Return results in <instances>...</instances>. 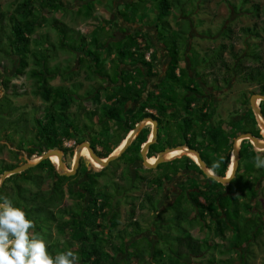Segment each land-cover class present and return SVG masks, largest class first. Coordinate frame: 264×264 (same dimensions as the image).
<instances>
[{
  "label": "trees",
  "instance_id": "1",
  "mask_svg": "<svg viewBox=\"0 0 264 264\" xmlns=\"http://www.w3.org/2000/svg\"><path fill=\"white\" fill-rule=\"evenodd\" d=\"M14 1L15 7L11 16L8 11H2L0 7V54L5 59L11 61V63H15V75L17 78L25 76L28 80L33 82L35 94L38 95L46 105L45 114L43 116H33V129L30 131V134H32L31 140L27 141L26 147L32 155L38 154L42 156L50 150H63V142L66 140L76 139L78 141V132L73 126L62 120L61 116L59 119V116H57L58 114L54 111L56 103L60 104L59 108H61V111L64 113H70L74 116L87 113L93 123V118L98 113H94L84 105H80L79 108L81 109H78L76 100L79 98L83 104L90 102L89 100L93 99L92 95L94 92L85 94L84 96H80L77 92V96H71L73 92L70 90L74 89L78 91V89L83 88V83H74L75 80L81 78L82 72L85 73L84 80L90 82L91 86L96 85L98 79L104 78L110 80L112 84L116 83L118 79L145 80L147 77L161 78V73H159L157 69L158 53L153 43L140 32L127 34L124 39L115 42L112 41L113 44L110 45L99 44L96 38L92 39L94 42L91 40L90 44H88L89 38L92 35L99 34L100 31H107V27L102 26V22H108L104 17H101V20L100 18L96 20V22H99V30H97V26L95 25L96 30L93 31V34H90L91 36L84 35L55 16L59 13L64 15L63 10L72 5L69 0ZM74 1L75 3H81V1L88 2L93 0ZM112 1L114 6L112 5L111 10H114L116 0ZM130 1L132 2L126 4L128 8L127 11L129 9L132 10V14H134L136 20L141 22L146 20L145 22H147V16L144 13H142L143 15H137L138 11L136 10L140 7L142 9L148 8L150 4L149 1ZM185 1L186 0L158 1L157 17L153 27L158 30V36L156 37L157 42L164 46L170 59L169 64H167L168 68L162 80L160 79L159 85L153 88L145 86L141 91L135 90V87L123 89L112 88L108 91L105 90L104 95L107 96V99L103 104H101L102 100L99 97L92 103L98 104V107L101 105V108H104L106 116L102 115L103 121L105 120V122H107L110 119L119 122L122 120V110L125 104L128 103V107H126L132 110L133 106L131 102H136L140 94L144 93L146 97L142 109L146 112L143 116L138 117L137 120L143 121L146 118H152L158 121L159 132L158 142L156 144L162 139L167 142L165 134L163 135L164 138L160 136V128L162 126L166 128L171 124V121H182V125L185 126L182 132V137L186 142L185 145L199 151L200 147L198 148L196 146V140L198 136L204 137L206 143L209 144L208 147H213L212 151L215 157L211 158V156L205 154L203 150L204 156L201 154L202 160L206 163L208 169L212 170L217 176L225 177L227 172L229 173L230 171V165L232 163L231 155L235 139L241 134L251 133L262 142L264 130L262 135L259 123L250 107V100L242 104L243 109L239 115L238 112H232V116L225 120L217 117V109L210 105L211 100L214 104H216V101L210 98V92H206L203 85L204 82L201 81V71L196 72L198 69L200 70L199 67H201L202 64H204L202 68H206L210 63H213V60L218 61L221 59L223 53H225L229 47L221 45L220 49L213 52L215 57L206 54L200 56L199 54V59L201 61L196 60V62H192L190 59L188 68L186 66L183 68L182 63L185 61L186 51L184 54L181 53V48H179L176 42L168 44L169 41H171V36L161 34V30H173L171 22L165 19L171 16V11L174 7L179 9L182 8L186 4ZM247 1L248 0H243V5H245ZM94 2L97 4L98 1ZM253 11V13L258 12V8L254 7ZM47 13L52 16L46 17ZM193 13H195V11ZM119 14L123 16L122 13ZM255 15L256 17L259 16L258 14ZM188 18L189 15L187 16L186 13V15H182L180 19L186 20ZM51 20H53V25L49 26L53 27V29L59 30L63 25L67 28V34L70 32L79 34L81 44L79 47H73V49L76 50L70 52L73 56V60L77 63L75 67L70 65L72 61L68 62V66L65 67L67 70L64 71L62 67L57 64L50 65L53 57L55 58V55L52 56V54L54 52H60L55 46L53 53L50 54V52H48L46 56L44 55L40 58L34 56L32 60L31 54L36 48L34 46L38 45L36 42L39 39L41 40L45 34L49 41L51 39L50 34L45 33V31L42 32ZM125 21L131 24L136 22L133 21V19H126ZM261 30L264 32V26ZM210 32V30L206 31V34H210ZM232 32V29L227 27L224 28L223 35L225 38H231ZM241 32L243 33L242 40L245 41L249 49L238 56L233 53L234 48L231 46L232 55L233 58L236 59V62L234 69H231L227 62L221 61V69H223V72L226 74L225 81L228 80L231 72L233 73L234 81L238 79L244 83L257 85V90L253 92V95H264V58L262 57V53L258 51L257 45L250 47V42L252 40L261 38L260 29L258 24H255L252 27L242 29ZM64 38H66L65 35ZM148 55H150L149 59H147ZM110 57L113 58L112 62L114 66L110 67L111 71H115V78L111 77L112 74L107 67V63L111 61ZM251 61L256 63V65H247V63ZM126 67H131L132 69L127 70L125 69ZM4 77L3 74L0 76V85L4 86L6 89L3 98L8 96L9 93H11V96L14 98L22 97L26 94L19 85L12 84L8 76L6 78ZM56 78H61L64 83H69L70 85L52 88L50 83ZM184 78H189L191 81L186 83V81H183ZM210 88L212 87H208L207 89L209 90ZM200 91H203V93ZM100 95H102V93ZM120 99L121 101L118 104L117 100ZM259 101L260 100H258V103ZM73 107L77 108V113H72ZM260 107L264 116V102H261ZM18 109L20 110V108ZM148 110L154 111L155 113L148 112ZM26 115L28 114L25 112L18 117L20 118L19 122L15 121L17 127H20L23 123L26 124V128L28 129L30 120L29 115L25 117ZM4 116L14 117L12 113L9 115L3 114V117ZM129 122L130 123H127L124 128L119 125L120 133L125 132L126 135L116 143L117 145L114 146V148L107 151V154L102 157L103 159L108 158L113 152L125 145L129 132L134 128L133 122L131 120H129ZM86 130V132H90V134L93 132L90 127H86ZM87 133L83 136L85 141L88 137ZM107 133L110 134L108 131ZM149 137L150 130L147 131L145 129L125 153L131 149L132 153H136L137 151L139 154L142 146L148 142ZM28 142L30 143L28 144ZM154 145L150 147L148 152V161L152 164L153 158H157L158 156L151 155ZM169 148L172 147L169 146ZM202 149L203 147L201 150ZM255 149L256 148L249 140H244L241 143L239 168L235 179L229 186H224L210 178H205L203 172L196 163L197 161L190 156L163 163L162 165L165 164L174 167L175 172H169L168 176L162 178L156 177V179L153 180V182L157 181L158 187L160 188L163 187L164 183L169 182L177 175L187 173H197L199 174L198 176L201 175L204 177V181H209L211 185L208 191H204L205 188L199 187L197 182L191 180L194 185L185 187L184 189L188 191L187 199L189 200V204L195 209V217L192 218L194 214L190 215V212H182V209H180L181 212L177 211L176 209L180 204H176L171 208L167 207V212H172V219L170 218L167 226L162 229L163 235L160 234V238L165 241V247L163 249H153L152 247L153 260H148L144 253L139 256L136 254L138 264H187V260L190 258H202L206 252H209V250L213 248L211 244L213 242L209 244L207 240L209 238L200 240L191 235L190 228H192L194 224H190L189 221H194V219L202 221L203 224H205L206 230L211 232L214 242L219 239L224 241L221 245H217V247L219 246L221 248V253L232 254L235 252L237 256L238 253L242 255L246 253L249 248L247 244L251 241H255L257 238L258 225H260V223L264 225L259 212L254 214V210L252 209L253 199L258 197V195L255 194L256 187L258 188L259 184L264 180V167L260 169L253 168V166H256L254 165L255 158L257 156H263L264 152L261 153L259 150ZM68 150L74 153V149ZM180 154L182 153H175L170 155V157H176ZM123 157L124 154L115 161V164L114 162L110 164V166H114L115 171L117 170V165L123 162L121 161ZM82 158H85V156L83 155ZM185 158L186 160L184 161ZM213 160L218 161V167L213 168ZM132 161L133 160L128 159V161L123 162L126 171L128 170V164ZM162 165H159L157 169ZM0 166L7 168L10 166L9 169L4 170L0 167V178L5 172L20 167L4 162H0ZM192 166L196 168V171L192 169ZM55 168L56 165L53 162L46 160L25 172L23 171L21 174L7 178L0 188V202L6 198L12 202L14 207H19L25 211L27 218L32 220L35 224V227L30 230H33L35 235L40 236L39 233L42 232V229L49 231V239L46 241V244L49 254L53 257L58 254L57 249L60 246L55 245L54 248L51 249V245L49 244L52 238L51 225L55 223L60 231H63L67 227H71V231L73 232L72 241H68L67 244L70 246H77L75 252L78 253L79 264H120L118 256L122 253L124 244L120 243V245H117L114 239H104L101 236V234L103 235L102 228L115 229L119 222V215L113 211V206H116V204L114 205L112 203L110 195H104V192L95 195L93 190L89 188L88 194L93 196V198L89 200L88 197H86L87 203L85 204V202H83L84 193L80 194L77 189L74 190L72 185L69 186V190L67 191V184L73 178L60 176ZM251 168L253 171L258 172V175L253 179L247 178V175L252 172ZM65 170L68 172L66 167ZM163 179H166L165 182ZM149 183H151V181ZM233 186L236 190L232 189ZM191 189L199 190V193H195ZM82 190L87 189L84 186ZM69 193L72 197L76 194L77 198L81 200L80 203L76 204V209L74 210H67L63 206ZM224 199H231L233 205L231 210L223 204ZM146 202L148 204L154 202H156V204L159 203L153 196L148 195L145 197L144 202H141L142 210L148 208ZM242 205L248 206V208L244 209L249 212L248 214H252V217L241 215V213H243L240 209ZM108 208H110V212L106 213ZM155 208L156 207L153 206L152 210ZM231 213L235 215V218H241L244 221V230L241 228L238 229L234 223L235 220L229 218ZM160 216L161 215H158V217ZM253 217H259L260 223L257 222L259 219L256 218L255 221ZM131 219H133V214L131 215ZM185 222H187V224H184ZM170 223H172L173 226L170 225ZM135 225L136 224L130 221L127 228H134L133 226ZM136 229L137 232L142 230L140 224H137ZM136 229H134V231ZM176 232L179 234H176ZM158 233H160L159 229ZM121 235H119L118 239L122 237ZM223 249L226 251L223 252ZM155 254H158V261L156 260ZM241 260H243V257ZM209 262L210 264H236L234 261L223 263L222 261L210 260ZM124 264H130V262L126 260Z\"/></svg>",
  "mask_w": 264,
  "mask_h": 264
},
{
  "label": "rangeland",
  "instance_id": "2",
  "mask_svg": "<svg viewBox=\"0 0 264 264\" xmlns=\"http://www.w3.org/2000/svg\"><path fill=\"white\" fill-rule=\"evenodd\" d=\"M70 1V6L68 8L66 7L63 10V13H59L55 15L58 19H60L62 22L67 24L68 26L72 27L76 31H80L84 35H90L93 34V31L99 30V22H96L103 16L108 22L104 23L102 22V26L107 27V31L104 32H99V34L95 35H90L88 44H90V41L93 38H96L99 42V44L103 45H110L113 44L112 41H120L125 38V35L122 31H126L127 23L125 20H132L136 21L134 22V25H137L136 27L139 30V27L141 26H154V23L156 21V12L158 10V1L162 0H148L149 5L148 8L142 9L141 7L138 8L136 11L137 15H143L144 13L148 21L147 22H141L136 20L134 17V14H132V10L127 11V6L123 4L122 0H116L115 2V8L112 10L114 12H111V7L113 5L112 0H93V1H88L84 2L81 1V3H75L74 0H69ZM74 1V2H73ZM94 1L97 2V6ZM120 2V3H118ZM243 0H186L185 5L182 8H177L174 7V9L171 11V16L169 18H166L165 20H169L173 24V30H161V34H167L168 36H171L168 44H173L176 42L179 45V48H181V53L184 54L186 51V56H185V61L182 63V67L185 68V66L188 68V65L190 64V59L193 62H196V60L201 61L199 58L200 56H203L204 54L208 56H213V52L221 48V45H226L229 47L225 53H223L221 59L218 61L213 60V63H210L209 66L206 68H202L204 64H202L200 70L198 69L196 72L201 71V81H203V85L205 87L206 92H210V98L214 99L216 101V104L210 101L211 107H215L217 109V117L225 119H229L231 117L232 112H241L243 109L242 104L245 101H249L251 97L253 96V92H256L257 90V85L251 84V83H244L240 80H233V73L230 72V75L228 77V80L225 81L226 74L223 72L224 70L221 69V61H225L229 64L231 69H234L235 67V62L236 59L233 58L232 55V48H234V54L240 56L242 55L245 51H247L249 48L247 44H245V41L242 40L243 33L241 32L242 29L247 28V27H252L255 24H258V27L261 32V38L252 40L250 42V47H253L254 45L258 46V51L262 53V57L264 58V32L261 30L264 26V0H248L245 5H243ZM15 1L14 0H0V7L2 11H8L10 13V16L12 15L13 9L15 7ZM105 4V13H104V7L102 5ZM119 4V5H118ZM121 4V5H120ZM257 7L258 12L253 13V8ZM123 14V17L121 14ZM195 11V13H193ZM80 12V13H79ZM189 15L188 19L181 20L182 15ZM109 14V15H107ZM126 14V18H125ZM255 14H258L259 16L256 17ZM118 15H121V18L123 20H120L118 18ZM52 15L46 14V17H51ZM113 16V17H112ZM191 19V22H190ZM189 20V21H188ZM128 22V21H127ZM50 23V24H49ZM48 23L47 27L42 30L45 31V33L50 34V41L47 38V35L42 37V39L38 40L36 43L38 44L37 46L35 45L34 47L35 50H33L31 54L32 60L34 59V56L37 58H40L42 56H46L48 52L53 53L54 46L55 48L60 51V52H54L52 56L55 55V58L50 62V65H59L62 67L63 71L67 70L68 62H70V65L72 67H75L77 63L73 60V56L71 55V51H75L76 49H73V47H79L81 44L80 42V36L78 33L75 32H67V28H65L63 25L62 27L58 29H53V27L49 25H53V20H51ZM96 25V26H95ZM126 26V27H125ZM231 28L232 29V34L231 38H225L223 35L224 28ZM162 29V27H161ZM47 30V31H46ZM211 31L210 34H206V31ZM142 30H139L141 33ZM66 33V34H65ZM187 33V36H186ZM142 34L145 36V38L149 39L150 41L155 42V36L153 33H150L148 30L142 31ZM64 35L66 38H64ZM94 42V40H92ZM118 44V43H117ZM116 44V46H117ZM64 46V47H63ZM155 50L157 51L158 55V67L166 70V58L169 56L162 46L156 45L154 46ZM64 52V53H61ZM68 55H67V54ZM165 54V58L164 55ZM162 54V55H161ZM200 54V56H199ZM78 56V55H77ZM107 63V67L109 68L110 73L112 74L111 77L115 78V71H111L110 66H114L112 59ZM215 59V58H214ZM15 60V59H14ZM203 63V62H201ZM247 65H256L254 62H248ZM125 69L130 70L132 69L131 67H126ZM234 71V70H232ZM134 72V71H133ZM159 73L161 71L159 70ZM194 73V72H191ZM2 74L6 78L7 76L11 79L12 84H17L21 87V89L26 92V94L22 97H17L14 98L11 96V93H9L8 96L3 98L6 93V89L4 86L0 85V162H4L6 164H14L18 166H23L25 164H31L35 163L38 161L39 156L38 154L32 155L27 147V141L31 140V135L30 131L33 129V116H43L45 114V104L43 100L35 94V87L33 85V82L31 80H28L27 77H19L15 75V63H11V61L5 59L1 54H0V76ZM85 73L82 72L81 78L77 79L74 81V83H83V88L77 90H70L72 91V97L77 96L79 93L80 96H84L85 94H89L94 92V86H90V82H86L84 80ZM3 78V77H2ZM129 80V79H126ZM183 81L190 82L191 80L189 78H184ZM104 82V81H103ZM230 83V84H229ZM97 84H102V82L98 79ZM50 85L53 87H58L62 85H70L69 83H64L61 78H56L53 81H51ZM208 87H212L209 90L207 89ZM75 88V87H74ZM78 92V93H77ZM203 93V91H200ZM3 98V99H2ZM2 99V100H1ZM74 101V100H73ZM72 101V102H73ZM90 102L82 103V101L78 98L76 100V106L79 108L80 105H84L86 108L89 110L93 109V104L92 102L95 101V98L92 100H89ZM218 101V102H217ZM56 103V101H55ZM247 103V102H245ZM257 104H258V99H257ZM60 104L56 103L54 107V111L58 114L57 116H61V119L64 120L66 123L70 124L73 126V128L78 132V135L81 136L78 138V143L82 144V142L85 141L83 136L87 133L86 127H90L92 130L93 124H92V119L89 118L87 113H81L82 115L79 116H74L73 114H68L62 112L61 108H59ZM20 108V110L18 109ZM29 115V124H28V129L26 128V124H21L20 127H17L15 124L16 122H19L20 117L23 113ZM78 110L77 108L73 107L72 113H77ZM12 113L14 117L11 116H4L9 115ZM26 115L25 117H27ZM100 117V120L103 119V116H106V112L104 108L102 107L100 110V114H98ZM103 115V116H102ZM4 118V119H3ZM5 120V121H4ZM133 121V126L136 124L135 119H130ZM4 121V122H2ZM2 122V123H1ZM112 123V122H111ZM110 123V124H111ZM150 124L152 128V123L146 121L144 124L145 126ZM259 123L261 124V120L259 119ZM107 125V122L104 121L101 125L98 126V129H96V134L93 136L94 142H98L101 144L102 138L105 141V137L108 136L107 131H115L116 129L113 127H110ZM262 125V124H261ZM185 126L182 125V121L180 122H174L171 121V124L163 128V126L160 128V136L163 137L165 134V139H167V142L164 141V139L160 140L158 144H155L152 147V153L151 155L157 156L160 152H162L164 149H169V146L172 148L178 147L180 145H185L186 142L184 141L182 137V132L183 128ZM26 128V130H25ZM111 128V129H110ZM147 131L150 130V127L145 128ZM26 132V133H25ZM29 132V133H28ZM132 134L133 137L130 139L132 141L136 137V132H133ZM94 135V134H93ZM126 135L125 132L123 133H116L113 135L109 136V139L111 140V147L107 146L106 149L107 151L111 150V148H114L124 136ZM119 136V137H118ZM91 137V135L89 136ZM24 138V140H23ZM164 138V137H163ZM117 139V140H116ZM264 139V137H263ZM30 142H28L29 144ZM196 146L200 149L199 151L202 153L201 148L203 147V150L205 151V154L211 156V158L215 157L213 154L212 148L213 147H208L209 144L206 143L205 138L202 136H198L196 140ZM241 142H238V146L240 147ZM262 143V142H261ZM103 144V143H102ZM194 144V143H192ZM104 145V144H103ZM162 146V147H161ZM166 147V148H165ZM124 149V146L118 150L115 151L114 155H117L120 151ZM256 150V149H255ZM81 155L85 156V159L82 160L83 163H86V159L91 157V153H87V146L84 145L80 148ZM68 152V151H67ZM261 152V151H260ZM16 153V155H15ZM130 153H132V150L130 149L127 153H124V157L121 159V161H128ZM137 153V151H136ZM181 153V152H178ZM107 152L105 153V155ZM175 154V153H174ZM187 154V153H186ZM261 154V153H260ZM138 155V153H137ZM170 155V154H169ZM172 155V154H171ZM189 155V154H188ZM213 155V156H212ZM75 156V155H74ZM191 156V155H190ZM206 156V155H205ZM185 157V156H182ZM181 157V158H182ZM193 157V156H191ZM232 157V167L231 170L229 171L228 175H231L233 167L236 165L234 162L235 155H231ZM178 158V159H181ZM261 158H264L261 156ZM50 161L53 162L54 164H57L59 160L58 155H53L50 157ZM194 159V157H193ZM88 160V159H87ZM175 160L171 159L170 161ZM186 158L184 159V161ZM197 160V159H195ZM89 161V160H88ZM120 161V160H119ZM157 158H153V163H156ZM167 161V162H170ZM90 164L94 165L95 167H100V163L94 160L93 164L92 162L89 161ZM116 162H114L115 164ZM198 163V162H197ZM88 164V166H91ZM113 164V165H114ZM213 164H218L217 160H213ZM87 165V163H86ZM162 165V164H161ZM255 165V162H254ZM199 166V165H198ZM1 167V166H0ZM2 170L4 169H9L10 166L7 167H1ZM69 169L68 165L66 167ZM200 168V167H199ZM254 169H260L257 168L256 166H253ZM192 169L196 171V168L192 166ZM252 169V168H251ZM201 170V169H200ZM64 172H66L65 169H63ZM147 171V170H146ZM120 170H118L119 174ZM149 173V171H147ZM153 172V171H151ZM169 172H175L174 167L168 166V165H162L160 166L159 169H155L153 173L148 174L146 176L147 180H150L152 183L146 184L143 188L140 189L139 192L136 194L133 193L135 196L133 199L130 197H120L117 198L116 201V210L115 213L118 212L119 215V222L117 224V227L115 229L112 228H102L103 235L101 236L104 239H114L113 241L115 244L120 245V241H122V238L119 240L118 237L123 233L126 238H131V243L129 242L128 244L124 243V246L122 248V253L118 256V261L120 264H124V262L127 260L129 261L130 264H138L137 262V255L138 256L142 253L147 256V259H152L153 260V249H163L165 247V241L160 238V234L163 235V228L167 226L169 223V219H172V212H167V207H173L174 205H179L180 206L176 209L177 211L181 212L180 209H182V212H190V215L194 214L193 206L189 204V200L187 199L188 196L187 194L181 195L176 199V201L170 205L171 203V195L173 191V187H175V182H173V179H171L169 182L164 183L163 187H158V183H154L153 180L157 178H162L168 176ZM253 173V174H252ZM117 174V177H118ZM194 174V173H192ZM186 175V174H185ZM258 175V172L253 171L247 175V178L253 179L255 176ZM183 174H180V177L176 176L175 181H184L185 179H182ZM204 177H202L203 179ZM164 180V179H163ZM166 180V179H165ZM164 180V182H165ZM120 183V182H119ZM109 181L107 183V187H109V193L113 195L114 194H123L122 190H118L115 185H112L111 183L109 184ZM122 184V183H121ZM190 184H192V181H190ZM100 187H105L103 183H101ZM256 187V184H255ZM185 186L182 187L183 192L186 190L184 189ZM257 188V187H256ZM233 190H236V188L233 186ZM255 189V188H254ZM113 192H112V191ZM186 193V192H185ZM153 196L156 200L159 201V205L156 204V202L152 204H148L146 202V206H148L147 209L139 212L137 210V206L140 202H144L146 196ZM264 190L260 193V197L257 199L258 204H255L254 207L252 208L254 210V214L259 212L261 220L264 222ZM223 204L227 206L229 210L232 209V202L231 199H224ZM73 201L71 197H67L64 201V208L67 210H74L76 209L73 206ZM158 206V215H161L158 217V215L155 213L157 209L152 208ZM258 206V207H257ZM176 207V206H175ZM244 208H248V206H241V215L244 216H249L252 217V214H248L247 210ZM136 209L135 213V218L139 221V224L142 228V233L145 234L147 238L150 240L146 239H141V240H134L132 241V238L138 236L137 232V224L133 226L134 228H129L125 231L124 228L126 229L128 226V223L130 221V213L129 211ZM151 209V210H150ZM78 210V208H77ZM110 212V208L107 209L106 213ZM257 215V214H256ZM195 217V214L192 216V218ZM110 218V217H109ZM230 219L235 220V225L239 229L241 228L244 230L245 223L241 218H235V215L233 213L230 214ZM256 218L259 219L257 222L260 223V218L259 217H253V220L256 221ZM189 221V220H188ZM172 222V221H171ZM190 224H194L192 228H190V233L193 237L202 240L203 238H209L208 243L210 242L212 244V249L209 250V252H206L205 255L202 258H194V259H189L187 260V264H210V260H216V261H222L227 262V261H234L236 264H264V225L260 223L258 225V234L257 238L255 241L249 242L247 245H249L248 251L244 253L243 255L241 253L237 254L234 252L232 254H227V253H221V248L217 245H221L224 243L222 240H216L214 242V238L212 237V234L209 230H206L205 224H203L202 221H197L194 219V221H189ZM135 224V223H134ZM184 224H187L185 222ZM170 225L173 226L172 223ZM112 229V230H111ZM134 229H136L134 231ZM158 229L160 230V233H158ZM204 229V230H202ZM206 230V231H205ZM241 230V231H242ZM34 234V231H31ZM40 237H42L45 242L48 241L49 239V231L42 229V232L39 233ZM176 234H179L176 232ZM72 235L73 232L71 231V227H67L63 231L58 230L56 227V224L53 223L51 225V249L54 248L55 245H60L59 248L57 249L58 254L66 251H72L74 252L77 257L78 253L75 252L77 249V246H70L67 244L68 241H72ZM155 238H154V236ZM125 240V239H124ZM229 242V241H228ZM122 245V244H121ZM246 245V246H247ZM247 250V249H246ZM223 252L226 250L223 249ZM156 260L158 261V254H155ZM243 257V260L241 258ZM79 259V257H78ZM79 264V260H78ZM215 264V263H214Z\"/></svg>",
  "mask_w": 264,
  "mask_h": 264
},
{
  "label": "flooded vegetation",
  "instance_id": "3",
  "mask_svg": "<svg viewBox=\"0 0 264 264\" xmlns=\"http://www.w3.org/2000/svg\"><path fill=\"white\" fill-rule=\"evenodd\" d=\"M141 34H142V32H141ZM153 45H154V43H153ZM99 80L102 82V84L94 85V89H93L94 90V94L92 96L95 99L97 97H99L102 100L101 104H103L105 102V100L107 99V96L104 95L105 90L108 91V90H111L112 88L113 89H119V88L123 89V88L135 87V90L141 91L146 86V81L144 79H130V80L118 79L117 82L114 83V84H112L110 82V80H108L106 78L99 79ZM101 93H102V95H100ZM145 97L146 96L144 95V93H141L140 97L136 100V102L135 101L131 102L132 103L131 105L133 106V107L131 106L132 110H129L127 108L128 107L127 106L128 103H126L125 106H124V109L122 110V120L121 121L115 122L114 120H110V119H109V121H107L108 126L112 122L110 124V127H113L116 130L115 131H112V130L108 131L110 134H108V136L105 137V141L102 138L101 144L98 143V142H94L93 136H95V134L97 133L96 129H98V126L101 125L102 123H104L105 120L104 121L100 120V118H99L100 116L98 115V114H100L101 105H99V107H100L99 108L97 106L98 104H96V103L93 104L92 103L93 104V109L91 111H93L94 113L96 112L98 114L95 115L94 118H93V123H92L93 124V128H94L92 130L93 132L91 134H90V132L87 133L88 137L86 138L85 142L90 143V146L92 147V149L94 150V152L96 153V155L100 159L104 160L102 157L107 152L106 147L107 146L111 147V145H112L111 144V140L109 139V136L113 135V134H116V133H120V130H119L120 126L122 128L126 127L127 123H130L129 120L132 119V118L136 120V124H135L133 129H135L142 122L141 120H137V118L143 116L145 114V112H146L144 109H142V106L145 104ZM120 101H121V99L117 100V103L119 104ZM129 107H130V104H129ZM130 111H131V113H130ZM144 130H145V127L140 131V133L138 134L137 137H139V135ZM90 135H91V137H89ZM80 137L81 136L77 135V138H80ZM137 137H136V139H137ZM136 139L133 141V143L136 141ZM68 143H70V147L67 146ZM72 144H74L73 145L74 147L72 146ZM79 145L80 144L77 143L76 139L66 140V141L63 142L64 149L60 150V151L63 154V162L65 164V167H67V165H68L69 169H67V170H69V171H71L73 169L74 162H75V156L74 155H75L76 148ZM185 146H187V145H185ZM68 149H74V153H71ZM202 153H204L203 149H202ZM82 160L83 159L81 158L79 167L76 170V174L73 175V176H70L73 179L67 184V191L69 190V186L72 185L74 190L77 189L80 194L84 193V199H83L84 201L83 202H85V204L87 203L86 197H88L89 200H91L93 198V196H90V194H88V189L89 188L93 190L95 195H97V194H99L101 192H104V195L109 194L110 197L112 198V203L114 205L116 204L117 198H120V197H124V198L130 197L131 199H133L134 197H137V195L135 196L133 193L136 194L137 192L140 191L141 188L146 186L147 182L148 183L150 182V180H147L146 176L148 174H151V173L154 172V170H148V169L144 168L143 160H142V157H141V151L139 152L138 155L136 153H134V152L130 153L129 160H133V161L128 164V170H127L128 172L125 170V168H122V169H120L119 174L117 173L118 177H117L115 168L112 165L111 166L109 165L106 168L95 167L94 165L90 164L88 160H87L88 162H86L87 165H86V163H83ZM88 164H90L91 166H88ZM146 170L150 171V172L148 173ZM151 171H153V172H151ZM198 175L199 174H197V173H195L193 175L191 173H187L186 175L183 174L182 179L184 178L185 179L184 181H175L177 178L176 177L173 178V182H175L176 185H175V187L172 188L173 191H172V195H171L172 199H171L170 205L173 204L176 201V199L178 197H180L181 195L187 194V196H188V191H185L186 193L183 192L182 187L183 186H185V187L193 186L194 185L193 184L194 181L197 182L199 187L205 188L204 191H208V188L211 185L210 182L209 181H204V179L202 180V176L201 175L198 176ZM203 175H204L205 178H207L204 173H203ZM177 176L180 177V174L177 175ZM191 180L193 181L192 184H190ZM108 181H109V184L111 183L112 185H115L118 190H122V193L123 192L124 193L123 194H119V195L118 194L116 195L114 193H113V195L110 194L108 192L109 191V189H108L109 187H107ZM101 183H103L105 185V187H103V188L100 187ZM154 183L157 184V181L156 182L154 181ZM84 186H85V188L87 190H82L84 188ZM191 190L193 192H195V193H199V190H195V189H191ZM263 190H264V188L262 190L256 188V193L255 194L258 195L259 192L261 193ZM67 197H71L72 198V201H73V204H74L73 206L75 208H76V204L80 203V201H81L80 199L77 198L76 194L73 195V197H72L70 195V193H69L67 195ZM256 199H253L252 208L254 207L255 204L258 203V200H256ZM157 205H159V204H157ZM113 207H114V210H113V208H112V210L115 211L116 210V206H113ZM136 208H137V210L139 212L143 211L141 209V202L138 204V206ZM156 209H157V211L155 213L158 215V213H159L158 212V206L156 207ZM129 213H130V218H131V215L133 214V219H131L130 221H132V223L139 224V221L135 218L136 209L129 211ZM117 214H118V212H117ZM67 219H68V217H67ZM130 221H129V223H130ZM126 229H128V228H126ZM126 229L124 228V230H126ZM141 231L138 232V236L132 238V241L141 240V239L150 240ZM121 236L123 238L121 237L122 241H120V243H122V244H124V243L128 244L129 242L131 243V240H129L131 238H126V236H124L123 234ZM154 238H155V236H154Z\"/></svg>",
  "mask_w": 264,
  "mask_h": 264
},
{
  "label": "clouds",
  "instance_id": "4",
  "mask_svg": "<svg viewBox=\"0 0 264 264\" xmlns=\"http://www.w3.org/2000/svg\"><path fill=\"white\" fill-rule=\"evenodd\" d=\"M254 162L257 168L264 167V158L257 156ZM34 227L21 208L6 198L0 202V264H78L70 250L50 255L45 240L30 231Z\"/></svg>",
  "mask_w": 264,
  "mask_h": 264
},
{
  "label": "water",
  "instance_id": "5",
  "mask_svg": "<svg viewBox=\"0 0 264 264\" xmlns=\"http://www.w3.org/2000/svg\"><path fill=\"white\" fill-rule=\"evenodd\" d=\"M260 99L259 103L257 104V99ZM261 102H264V95H259V94H255L251 97L250 99V106H251V109L259 123V120L258 118L261 117L263 120H264V116H263V113L261 111V107H260V104ZM151 122L152 123V132H151V137L150 139L148 140V142L146 144H144L141 148V157H142V160H143V164H144V168L145 169H148V170H155L158 168L159 165L163 164V163H166L168 160H165L164 159V156L163 154L168 151V150H171V149H175V148H169V149H166L165 151L161 152L158 154L157 156V161L154 165H148L147 164V160H148V152L150 150V147L154 144H156L158 142V121H155L154 119L152 118H146L144 119L135 129H133L131 132H136V137L138 136V134L140 133V131L144 128L145 125H143L144 122ZM259 126L260 128L262 129V133H263V129L262 126L260 125L259 123ZM136 137L129 143V145L126 146V148H124L122 151H120L117 155H114L115 153H113L112 155H110L108 158L102 160L100 159L96 153L94 152V150L92 149V147L90 146V143H87V142H82V144H80L77 148H76V151H75V158H76V155H79V157L77 159H75V162H74V166H73V169L71 171L68 170V172H64L63 169H65V164L63 162V154L60 150H50L46 153H44L41 157H39L38 161L35 162V163H31V164H25L23 166H20V167H17L16 169H13L11 171H7L5 172L1 178H0V188L2 187V185L4 184L5 180L13 175H17V174H21L23 173V171H27L28 169L38 165L39 163L43 162V161H46V160H51L49 157H48V154L49 153H53V154H56L58 155L59 157V163L56 164V169H57V172L59 173L60 176H66V177H70V176H73L76 174V170L78 169L79 167V164H80V161H81V158L80 157V148L84 145L88 146V149L89 151L91 152V155H92V158L97 161L98 163H100V167L102 168H106L108 167L112 162H115L117 161L127 150L128 148L130 147V145H132L131 143H133V141L136 139ZM129 137H127L128 139ZM241 139V143L244 141V140H249L251 142V144L259 151H263L264 150V141H262L263 143H260V140L257 139L256 137H254L251 133H245V134H241L240 136H238L235 141H234V147H233V152H232V156L235 155L236 157V166L234 168V171L232 173L231 176L228 175V172L226 174L225 177H220V176H217L215 173H213L212 170L208 169V167L206 166V164L204 163V161L202 160L201 158V153L195 149H192L188 146H185L183 145L184 147H187L190 151L194 152L197 156H198V165L201 169V171L205 174V176L207 178H210L211 180H214L216 181L217 183L221 184V185H224V186H229L230 183L235 179L236 177V172L238 171V168H239V161H240V147H237V142L238 140ZM240 143V144H241ZM183 146H179V147H176V148H181ZM85 159V158H83ZM87 161V160H86ZM88 162V161H87ZM208 171H211L210 173H208Z\"/></svg>",
  "mask_w": 264,
  "mask_h": 264
},
{
  "label": "crops",
  "instance_id": "6",
  "mask_svg": "<svg viewBox=\"0 0 264 264\" xmlns=\"http://www.w3.org/2000/svg\"><path fill=\"white\" fill-rule=\"evenodd\" d=\"M123 2V4H129V3H131L132 1H130V0H122ZM118 3H120V2H118ZM119 5V4H118ZM121 5V4H120ZM96 6H97V4H96ZM114 6V5H113ZM102 7H104V13H105V4H103L102 5ZM111 12H113L112 10H111ZM120 12V11H119ZM118 12V13H119ZM107 15H109V14H107ZM113 15H114V12H113ZM103 17V16H102ZM113 17V16H112ZM123 17V16H122ZM118 18H120V20H123L122 18H121V15H118ZM107 21V20H106ZM126 22V21H125ZM127 23V27H126V31H122L124 34H133L134 32H139V30H142V31H146V30H148L150 33H153L154 34V36H155V42L153 41V43H154V46H156V45H159L160 43H158L157 42V40H156V37L158 36V30L157 29H155L153 26H146V27H144V26H141V27H139V30L136 28V27H138L137 25H134V23H129V22H126ZM171 25H172V27H173V24L171 23ZM141 31V32H142ZM125 35V36H126ZM160 46H162V48L164 49V46L162 45V44H160ZM164 51L167 53V51L164 49ZM163 55H164V58L166 57L165 56V54L164 53H162ZM161 54V55H162ZM168 54V53H167ZM169 61H170V59H169V56H167V58H166V63L167 64H169ZM166 64V65H167ZM157 66H158V64H157ZM168 68V65L166 66V69ZM158 69V71L160 70L161 71V78H158V77H152V78H146L145 79V81H146V86L147 87H149V88H153V87H155L156 85H159V83H160V81L162 80V78H163V75H164V73H165V71L166 70H163V69H161V68H157ZM161 79V80H160ZM148 112H151V113H155L154 111H149L148 110ZM145 125V124H144ZM150 124L148 123V125H146V126H144L145 128L146 127H150V137H151V132H152V128H151V126H149ZM158 129H159V126H158ZM158 132H159V130H158ZM261 134H262V129H261ZM133 135L134 134H132L131 136H130V139H132V137H133ZM263 135V134H262ZM149 137V138H150ZM117 140V139H116ZM263 141H264V139H263ZM116 150V149H115ZM114 150V151H115ZM264 152V150L263 151H261V153H263ZM113 153H115V152H113ZM112 153V154H113ZM111 154V155H112ZM186 154V153H185ZM148 157V156H147ZM93 164H95V163H93ZM96 165V164H95ZM118 167H116L117 168V170H116V174H117V172H118V170H120V169H122V168H125V164L123 163V162H121L119 165H117ZM231 167H232V163H231V165H230V170H231ZM236 175H237V172H236ZM264 188V180H263V182L261 183V184H259V186H258V189H260V190H262ZM260 197V192H259V194H258V198ZM264 197V196H263ZM257 198V199H258ZM256 199V200H257Z\"/></svg>",
  "mask_w": 264,
  "mask_h": 264
},
{
  "label": "bare ground",
  "instance_id": "7",
  "mask_svg": "<svg viewBox=\"0 0 264 264\" xmlns=\"http://www.w3.org/2000/svg\"><path fill=\"white\" fill-rule=\"evenodd\" d=\"M258 100H260L259 98H258ZM259 119L261 120V124H262V128H264V120L261 118V117H259ZM145 123V122H144ZM144 123H143V125H144ZM264 130V129H263ZM132 133L133 132H131L130 134H129V138L126 140V143H125V145H124V148H126V146L127 145H129V143L131 142L130 141V136L132 135ZM241 141V139L240 140H238V142H240ZM238 142H237V146H238ZM261 143V142H260ZM178 152H181L182 154H180L179 156H176V157H170V155L171 154H174V153H178ZM87 153L89 154V153H91L90 151H89V149H88V146H87ZM185 153H187V154H185ZM170 154V155H169ZM189 154V155H188ZM53 155H56V154H53V153H49L48 154V157L50 158L51 156H53ZM193 156L194 157V159H197L196 161L198 162L199 160H198V156L194 153V152H192V151H190L187 147H181V148H175V149H171V150H168V151H166L164 154H163V156H164V159L165 160H168V161H170L171 159H178V158H181L182 156ZM190 156V157H191ZM79 157V155H76V158L75 159H77ZM80 157H82V155H81V152H80ZM192 157V158H193ZM90 162H92V163H94V159L92 158V156L91 157H89V158H87ZM86 159V160H87ZM58 161V163H59V160H57ZM234 162H235V164H236V157L234 158ZM57 163V164H58ZM147 164L148 165H154L155 163H150L148 160H147ZM236 166V165H235ZM235 166L233 167V169H232V172H231V175H232V173H233V171H234V168H235ZM211 171H208V173H210ZM210 174H212V173H210ZM230 175V176H231Z\"/></svg>",
  "mask_w": 264,
  "mask_h": 264
},
{
  "label": "built area",
  "instance_id": "8",
  "mask_svg": "<svg viewBox=\"0 0 264 264\" xmlns=\"http://www.w3.org/2000/svg\"><path fill=\"white\" fill-rule=\"evenodd\" d=\"M149 56H150V55H148V56H147V59H149ZM130 133H131V132H130ZM130 133H129V134H130ZM129 134H128V135H129ZM127 137H129V136H127ZM73 145H74V144H72V146H73ZM67 146H69V147H70V143H68V145H67ZM73 147H74V146H73Z\"/></svg>",
  "mask_w": 264,
  "mask_h": 264
}]
</instances>
